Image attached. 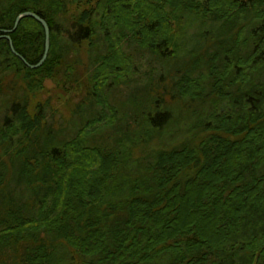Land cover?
I'll return each instance as SVG.
<instances>
[{
    "label": "trees",
    "instance_id": "1",
    "mask_svg": "<svg viewBox=\"0 0 264 264\" xmlns=\"http://www.w3.org/2000/svg\"><path fill=\"white\" fill-rule=\"evenodd\" d=\"M81 1L0 0V264H264V0Z\"/></svg>",
    "mask_w": 264,
    "mask_h": 264
},
{
    "label": "rangeland",
    "instance_id": "2",
    "mask_svg": "<svg viewBox=\"0 0 264 264\" xmlns=\"http://www.w3.org/2000/svg\"><path fill=\"white\" fill-rule=\"evenodd\" d=\"M90 1L91 2L89 4H88L89 0H82L79 3L76 2L72 5H70L68 15L73 16L76 14L78 15V14L83 13L84 11H86V9L88 7L91 6L92 3L93 4L95 3V0H90ZM123 49H124L125 53L127 54L128 58H130V61L128 60L129 63H132L135 66L139 67L136 69L137 81H141V83H139L138 85L144 84L146 79H148V77L151 74H153V71H154L153 66L149 65L146 62L145 57L142 56V54L140 52L130 50L129 48H127L125 46ZM210 52H212V50ZM82 56L84 59V61H82V63L83 62L84 63L81 64L79 67L81 70H83V68L85 69V67H86L85 64L88 62L89 46H85L82 49ZM131 86L137 90V87L134 84H131ZM127 89H129V87L121 86L120 88H117L111 96H109V98H108L109 105L103 107L104 108V114L106 116H110L109 111H111L110 108H112V107H109V106L118 105V102L120 103V101L122 100L123 97H124L123 101L125 102V97L127 96V92H128ZM88 93H89V90H86L85 88H77L76 87L74 89H69V87L66 86V83H63V85H59V83H57L54 80H47L45 83L44 89L40 90L36 95H37V97L39 96L40 98H43V99L50 98L51 99V105L54 108V110H52V113H53L55 119L60 120L61 122H66L65 116L70 117L75 110V109L71 110V107L77 103H80L85 96H88ZM107 107H109V108H107ZM186 113L187 112H184V116H186ZM106 116H104V117H106ZM174 122L175 121H173V123ZM185 135L186 134H184L180 138V141H183V137ZM188 135L190 136V133H188ZM186 138L187 137H185V139ZM156 141H158V140H156ZM156 141L154 142V145L157 144ZM177 141H178V143L180 142L179 140H177ZM164 145L169 146V144H165V143H164ZM157 147H155V148L157 149ZM161 148L165 149L164 146H162ZM73 258H74L73 264H81L83 262V258L81 259L78 255H73ZM84 260L86 262L89 261L86 258H84Z\"/></svg>",
    "mask_w": 264,
    "mask_h": 264
},
{
    "label": "water",
    "instance_id": "3",
    "mask_svg": "<svg viewBox=\"0 0 264 264\" xmlns=\"http://www.w3.org/2000/svg\"><path fill=\"white\" fill-rule=\"evenodd\" d=\"M24 18H34L36 20H38L40 23H42V25L45 28L46 31V47H45V52H44V56L41 59V61L37 64V65H31L30 63H28L24 57H22L19 53L16 52L14 45H13V41L12 38L10 36V34H12L13 32H15L20 24V22L24 19ZM8 39L10 41V45L12 48V51L19 56L27 66H29L30 68H38L40 66H42L44 64V62L46 61L48 55H49V51H50V28L48 23L46 22V20H44L42 17H40L39 15H37L36 13L33 12H25L20 14L14 23V26L11 30H3L2 31V35L0 36V40L1 39Z\"/></svg>",
    "mask_w": 264,
    "mask_h": 264
}]
</instances>
